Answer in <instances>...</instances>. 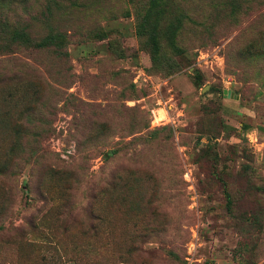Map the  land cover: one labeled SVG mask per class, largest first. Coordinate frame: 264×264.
<instances>
[{
	"label": "rangeland",
	"instance_id": "374dc122",
	"mask_svg": "<svg viewBox=\"0 0 264 264\" xmlns=\"http://www.w3.org/2000/svg\"><path fill=\"white\" fill-rule=\"evenodd\" d=\"M16 4L0 264H264V0Z\"/></svg>",
	"mask_w": 264,
	"mask_h": 264
},
{
	"label": "trees",
	"instance_id": "16d2710c",
	"mask_svg": "<svg viewBox=\"0 0 264 264\" xmlns=\"http://www.w3.org/2000/svg\"><path fill=\"white\" fill-rule=\"evenodd\" d=\"M27 0H0V3L1 4H5V3H7V4H10V2L12 3V2H14V4H16L17 2L19 3V2H21V3H25ZM150 2H154V4L158 1V0H149ZM17 3V4H18ZM16 4V5H17ZM63 13H66V15H68V14H70V13H74V9H73V7L72 6H69V7H67V8H65L64 10H63ZM260 14H262V13H260ZM14 29H15V34H14V37H16L17 39L15 40V41H18V43H26V44H20V45H24V46H27V48L26 49H28V50H30L31 51V53H30V55H34V54H37L39 51H40V49H42V46L40 47V46H38V45H29L28 44V42L27 41H29L30 39L29 38H27V36H26V34H24V32H23V29L22 28H19L18 30H16L17 28H15V27H13ZM137 33H138V35H140V36H142V35H144V34H146L147 35V37L152 41H150V43L153 45V47H155V48H153L152 49V58H153V60H155L156 59V57H157V55H155V53H156V50H157V46L159 45V40H156V37H158V35H159V33L158 32H156V31H153V30H149L147 33L143 30V28L141 27V21H139V23H138V28H137ZM171 33H172V30H171V32H170V35H171ZM68 37H70L69 35H68ZM68 39H67V34L66 33H63V32H61V31H57L55 34H53L52 35V37H51V40H50V42H52V43H54V44H52V45H57V46H59L60 44H57V41H62V42H66ZM172 71H174V68H173V70ZM112 188L114 187V188H118L119 186H118V183L117 182H115V181H113L112 182V184L111 183H108ZM228 202H229V200H228Z\"/></svg>",
	"mask_w": 264,
	"mask_h": 264
}]
</instances>
